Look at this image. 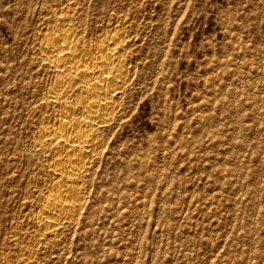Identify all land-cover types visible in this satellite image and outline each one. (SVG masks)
<instances>
[{
	"label": "rangeland",
	"instance_id": "1",
	"mask_svg": "<svg viewBox=\"0 0 264 264\" xmlns=\"http://www.w3.org/2000/svg\"><path fill=\"white\" fill-rule=\"evenodd\" d=\"M62 32L128 72L73 182L41 144ZM55 186L80 196L52 232ZM0 264H264V0H0Z\"/></svg>",
	"mask_w": 264,
	"mask_h": 264
},
{
	"label": "bare ground",
	"instance_id": "2",
	"mask_svg": "<svg viewBox=\"0 0 264 264\" xmlns=\"http://www.w3.org/2000/svg\"><path fill=\"white\" fill-rule=\"evenodd\" d=\"M67 37L63 32L48 35L41 43L46 61L60 72L48 91V101L65 104L68 110V117L58 119L50 134L42 136L41 144L47 138L62 149L56 157L55 174L71 182L77 181L85 169L82 160L101 145L95 131L108 122L114 111V97L120 93L128 72L123 68L125 61L119 57L117 38L79 49ZM75 89L82 97L77 104L67 106L65 100ZM75 115L81 119L73 121ZM52 192L42 203L39 220L55 232L70 219L73 199L78 200L80 195L68 186L52 187Z\"/></svg>",
	"mask_w": 264,
	"mask_h": 264
}]
</instances>
